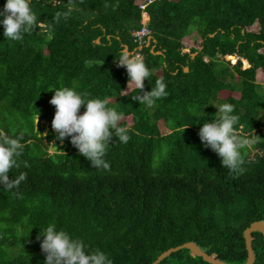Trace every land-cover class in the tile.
<instances>
[{
  "label": "trees",
  "instance_id": "16d2710c",
  "mask_svg": "<svg viewBox=\"0 0 264 264\" xmlns=\"http://www.w3.org/2000/svg\"><path fill=\"white\" fill-rule=\"evenodd\" d=\"M143 2L154 40L141 49L132 37L142 26L137 0H31L45 28L21 41L4 40L0 25V131L22 133L25 144L9 178L28 173L18 189L0 188V264H43L36 237L52 223L113 264H151L187 241L222 261H246L243 232L264 221V0ZM192 32L198 47L182 42ZM125 46L151 72L145 91L167 84L151 108L124 96L128 75L116 59ZM65 87L123 113L130 139L109 146V170H96L67 138L55 140L48 89ZM208 103L235 107L238 139L251 141L242 172L201 145L199 128L217 111ZM252 246L253 264H264L260 232ZM158 264L210 263L182 248Z\"/></svg>",
  "mask_w": 264,
  "mask_h": 264
},
{
  "label": "clouds",
  "instance_id": "9594fccd",
  "mask_svg": "<svg viewBox=\"0 0 264 264\" xmlns=\"http://www.w3.org/2000/svg\"><path fill=\"white\" fill-rule=\"evenodd\" d=\"M144 12L148 17H145L146 19L142 16ZM148 21L147 11L142 10V26L132 32L138 49L149 45L151 40H154L147 27ZM0 25L3 26L4 40L13 42L21 41L26 34L45 28L44 22L39 20L34 12L31 0H5L0 9ZM143 28L148 32L143 34L140 40L137 32ZM147 36L150 38L148 39ZM130 52L125 46L120 57L116 59L117 67H124L128 75L127 89L123 91L124 96L132 94V100L151 108L157 100L168 96L167 84L161 78L156 80L155 87L145 91L144 81L149 80L151 72L142 57ZM48 90H53L54 93L49 103L55 108L51 121V128L56 133L55 140L63 142L67 138L96 170H109L110 165L105 159L109 146L116 139L122 144H126L130 139L129 128L121 126L123 113L109 107L107 101L103 99L88 98L72 88H49ZM209 104L213 105L217 111L213 114L211 121L205 120L199 128L198 137L201 145L217 154L223 168L232 172H242L244 163L242 149L251 141L238 139L239 116L234 114L235 107L230 103L205 105ZM82 106L83 112H81ZM201 113L199 120L205 116L202 111ZM37 119L38 115L35 127ZM186 127L188 125L183 130ZM41 135H47V133ZM22 140V133L13 137L0 131V188L8 191L18 189L28 178L26 171L20 172L15 178H9V173L14 168L20 167V158L25 148ZM23 165L28 168L26 161ZM36 239L44 254L43 264H113L105 251L98 248L90 249L82 239L74 237L64 229L57 228L54 223L48 224L43 229L39 228Z\"/></svg>",
  "mask_w": 264,
  "mask_h": 264
},
{
  "label": "water",
  "instance_id": "95a60500",
  "mask_svg": "<svg viewBox=\"0 0 264 264\" xmlns=\"http://www.w3.org/2000/svg\"><path fill=\"white\" fill-rule=\"evenodd\" d=\"M254 231L260 232L264 237V221L262 220L253 221L250 223L248 227L245 228L243 235L245 239L247 259L244 263H240V264H253L255 261V254L252 246V232ZM182 248H188L191 254L200 256L204 261L210 264H233L218 259L214 254L211 255L208 254L193 241H187L184 242L183 244L166 249L165 251L160 253V255L151 264H158L167 255Z\"/></svg>",
  "mask_w": 264,
  "mask_h": 264
},
{
  "label": "rangeland",
  "instance_id": "374dc122",
  "mask_svg": "<svg viewBox=\"0 0 264 264\" xmlns=\"http://www.w3.org/2000/svg\"><path fill=\"white\" fill-rule=\"evenodd\" d=\"M144 0H137V2L139 3V7L142 9V10H145V6H146V3L143 2ZM142 16L145 18H148L147 17V14L146 12H144L142 14ZM145 18V19H146ZM255 29V27L252 26V29ZM182 42L184 43H187V44H190V45H193L194 47H198L199 45V42H200V37L199 35L197 34V32H192V34L188 35V36H185L182 40ZM130 53H133L135 55H139V56H142V54L138 51H136V49L132 50ZM232 63L235 62V59L234 60H231ZM246 63V62H244ZM225 96V95H223ZM128 121H130V118H127ZM37 127L38 128H41L42 129V133H46L47 130L49 129L50 125L48 124V122H45L43 119H37V123H36Z\"/></svg>",
  "mask_w": 264,
  "mask_h": 264
},
{
  "label": "built area",
  "instance_id": "2783aa9c",
  "mask_svg": "<svg viewBox=\"0 0 264 264\" xmlns=\"http://www.w3.org/2000/svg\"><path fill=\"white\" fill-rule=\"evenodd\" d=\"M147 32H148V30H145L144 28L141 31L137 32V35H138L139 39L141 40L142 35L143 34H147ZM147 38L149 39L150 36H147Z\"/></svg>",
  "mask_w": 264,
  "mask_h": 264
}]
</instances>
